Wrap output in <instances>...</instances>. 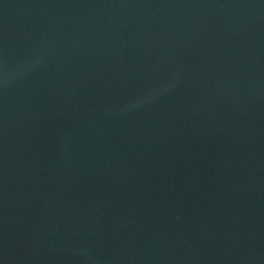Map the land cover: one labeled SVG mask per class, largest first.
Segmentation results:
<instances>
[{
  "label": "water",
  "instance_id": "obj_1",
  "mask_svg": "<svg viewBox=\"0 0 264 264\" xmlns=\"http://www.w3.org/2000/svg\"><path fill=\"white\" fill-rule=\"evenodd\" d=\"M0 264H264V0H0Z\"/></svg>",
  "mask_w": 264,
  "mask_h": 264
}]
</instances>
